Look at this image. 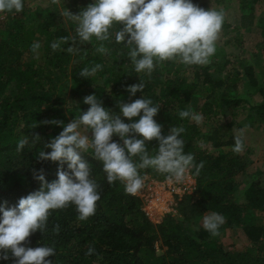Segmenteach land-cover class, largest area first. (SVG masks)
<instances>
[{"label":"trees","instance_id":"16d2710c","mask_svg":"<svg viewBox=\"0 0 264 264\" xmlns=\"http://www.w3.org/2000/svg\"><path fill=\"white\" fill-rule=\"evenodd\" d=\"M35 1L38 0H24L21 13H0V204L6 202L7 207H13L21 197L38 190L40 182L34 179L35 170L42 169L49 182L57 178L58 163L42 161L37 154L51 151L45 144L63 130L62 124L51 121L67 124L70 117L76 119L80 111L90 107L83 102L89 94H95L112 113L114 108L120 112V103H131L143 95L151 99L160 105L155 119L162 125V133L167 135L174 126L183 127L185 152L193 155L195 164L202 162L203 167L198 175L192 169L196 193L182 199L176 214L166 215L160 224H154L144 213L138 197L127 194L119 181L108 183L102 162L89 149L82 155L99 185L100 200L95 214L81 221L74 205L53 210L47 231L33 233L28 246L55 247L56 255L48 258L53 264H264V226L244 220L251 211L264 213V169L256 172L243 196L235 198L234 192L241 186L249 162L244 155L224 150L234 146L235 141L228 131H223L226 125L221 126L220 119V116L225 119L222 111L226 108L245 116L247 121L264 124V23L256 30L261 40L252 49L253 63L238 60L232 74L226 69L231 61L217 44L216 53L207 65L185 66L165 61L149 76L136 73L127 55L129 49L116 43L114 34L118 25L108 41H97L94 37L90 42L79 40L75 23L62 13H79L93 0H73L71 7H63L64 12L57 6H48L43 11L33 6ZM224 1L193 0V3L213 9ZM260 1H247L243 9L251 12ZM227 26L231 25L223 24L222 30ZM239 29L231 30V39L241 48L244 35ZM61 37L67 39L60 49L53 51L51 43ZM34 42L41 44L38 58L31 51ZM100 46L105 48L104 53L97 51ZM69 47L73 51H67ZM96 64L102 65V70L93 76L84 78L79 74ZM256 67L262 69L261 80ZM140 78L145 82L144 92L131 96L126 87L139 83ZM64 82L69 84L67 99L62 97ZM243 84L254 89L259 103L237 95ZM184 109L202 113L210 124L211 134L206 137L201 126L181 119L178 113ZM232 124L229 121L228 128ZM20 139H26L28 145L19 152ZM147 147L154 154L159 142L148 141ZM64 168L67 170L66 165ZM140 172L143 177L151 175L166 180L151 168ZM212 212L224 217L220 235L216 237L203 228V217ZM241 237L247 238L248 244L240 249L225 244V240ZM159 243L162 254L156 248ZM89 247H94L95 252L86 255ZM0 264H12V260Z\"/></svg>","mask_w":264,"mask_h":264},{"label":"clouds","instance_id":"9594fccd","mask_svg":"<svg viewBox=\"0 0 264 264\" xmlns=\"http://www.w3.org/2000/svg\"><path fill=\"white\" fill-rule=\"evenodd\" d=\"M55 3V0H52ZM24 0H0V13L18 14L24 11ZM75 23L76 35L82 42L108 41L113 29L116 43L125 45L128 57L136 73L151 75L155 68L165 61H174L185 66L207 65L217 50V41L225 22L222 10L202 8L193 0H93L79 13H62ZM67 38L61 37L50 45L53 51L61 48ZM41 44L34 42L31 51L38 58ZM67 51H73L69 47ZM98 52L104 53L100 46ZM102 65L84 68L80 75L93 76ZM145 82L126 87L135 96L144 92ZM87 111L81 112L72 122L52 120V124H62L63 130L45 148L39 151L42 161L57 162V178L49 182L43 170L34 171V179L40 182L38 190L21 197L13 207L6 202L0 204V261L12 260V264H53L48 259L56 255L55 247L43 245L28 246L29 237L37 232L45 233L49 216L53 210L74 205L78 219L87 220L95 214L100 200L99 185L91 176V168L83 153L92 150L95 159L102 162L103 171L109 184L119 181L127 194H136L144 185L141 169L151 168L165 176L169 182L183 183L190 169L199 174L203 163L195 164L191 153L185 152L183 127H172L167 135L162 133V125L155 117L160 105L149 98L135 99L131 103H120V113L113 114L105 108L95 95L84 97ZM181 119L187 118L197 125L202 122L199 113L189 109L180 110ZM123 118H127L125 122ZM91 132V136L87 133ZM118 137L119 140L113 139ZM244 130L234 137L233 151L244 150ZM159 142L158 149L150 154L147 142ZM28 145L26 139L17 143V151ZM137 158V159H134ZM64 165L67 166L65 170ZM224 217L217 212L203 217V228L212 237L220 235ZM55 231L59 232V226ZM95 252L87 249L86 255Z\"/></svg>","mask_w":264,"mask_h":264},{"label":"rangeland","instance_id":"374dc122","mask_svg":"<svg viewBox=\"0 0 264 264\" xmlns=\"http://www.w3.org/2000/svg\"><path fill=\"white\" fill-rule=\"evenodd\" d=\"M72 1L73 0H55V3H53L52 0H38L35 1L33 6H38V8L43 11L47 9L48 6L52 8L57 6L62 12H64L63 7L70 5ZM247 1L249 2L250 0H226L221 4L213 6V9L222 10L224 12V25H231L230 28L227 26V29L221 31L217 41V44L225 50L228 55V59L231 61V65L226 67L229 74H232V68L236 66V63L240 59L244 62L253 63L252 49L261 40V37L256 30L260 27L258 25L264 23V0L254 4L251 12L248 11L247 8L243 9V7L246 6L245 4ZM3 16H5V14H3ZM245 16V20L241 22L242 18ZM249 24L251 26H248ZM249 27H251V30L248 31L247 28ZM233 28H240V32L244 35L243 47L241 48L236 47L235 42L231 39V30ZM256 72L259 80H261L262 69L260 67H256ZM63 84L65 86L63 87L62 97L67 99L69 97V84L68 82H64ZM229 95L234 96L235 93ZM237 95L250 100L251 103L254 104H257L260 101L259 97L255 96L254 89L249 88V86L245 84L239 86ZM194 111L202 116L203 119L199 126L202 127L204 135L206 137L209 136L211 134V132L209 134L210 124L203 117L202 113L197 110ZM119 113L120 112H118L116 108L113 109V114ZM222 113L223 118L225 119H222L220 116V119L222 120L221 126L226 125L224 128L222 127L224 129L223 131H228L232 137H235L239 134L241 129L244 130L243 138L245 147L244 150L238 154L244 155L249 162V165L247 168V174L241 178V186H239L234 192L235 198L240 199L248 188L251 180L254 178L256 172L264 169V124L262 125L257 122L247 121L245 116L235 114L232 110H228L226 108L223 109ZM72 121L73 119L70 117V122ZM229 121H233V126L231 128H228L227 125ZM87 134L91 136L90 131ZM224 150L227 152L233 151V146L226 147ZM189 172L193 175L192 169H190ZM152 178L153 177L151 175H146L144 176V181H148ZM176 212H178V209H176ZM244 220L248 224L264 226V213L260 211H251L245 215ZM225 244L229 247L233 246L236 249H240L248 244V239L241 237L238 239L225 240ZM156 248L159 254L164 252L160 243L156 245Z\"/></svg>","mask_w":264,"mask_h":264},{"label":"built area","instance_id":"2783aa9c","mask_svg":"<svg viewBox=\"0 0 264 264\" xmlns=\"http://www.w3.org/2000/svg\"><path fill=\"white\" fill-rule=\"evenodd\" d=\"M196 191L197 181L189 172L183 183H169L167 180L155 178L144 181L142 189L134 196L141 200L142 209L150 221L160 224L166 215L176 214L183 198L194 195Z\"/></svg>","mask_w":264,"mask_h":264}]
</instances>
